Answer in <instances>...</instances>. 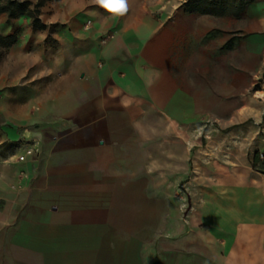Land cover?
<instances>
[{"label": "crops", "instance_id": "0c3cea01", "mask_svg": "<svg viewBox=\"0 0 264 264\" xmlns=\"http://www.w3.org/2000/svg\"><path fill=\"white\" fill-rule=\"evenodd\" d=\"M183 4L2 13L0 264H264V15Z\"/></svg>", "mask_w": 264, "mask_h": 264}, {"label": "trees", "instance_id": "16d2710c", "mask_svg": "<svg viewBox=\"0 0 264 264\" xmlns=\"http://www.w3.org/2000/svg\"><path fill=\"white\" fill-rule=\"evenodd\" d=\"M2 1V0H0ZM256 0H187L183 4L185 13H198L213 17L233 16L237 17L243 13L247 6ZM30 1L7 0L4 4H0V14H5L8 20L16 19L20 16H27L32 19L33 29H41L43 25L39 24L37 18L39 14L36 4L34 9H31ZM17 41V34L10 35L0 34V49L7 50ZM253 168H258V165H264V160L259 159V153L255 152L251 161Z\"/></svg>", "mask_w": 264, "mask_h": 264}, {"label": "rangeland", "instance_id": "374dc122", "mask_svg": "<svg viewBox=\"0 0 264 264\" xmlns=\"http://www.w3.org/2000/svg\"><path fill=\"white\" fill-rule=\"evenodd\" d=\"M6 1L7 0H2V1H0V4H4ZM19 1H30L32 3L30 6L31 9H34L35 5L38 4V5H40L38 7V10H40V8L44 2L51 1V0H19ZM177 1L178 2L184 1V3H185L187 0H177ZM251 5L255 6L254 9H252L251 11L259 13L261 15H264V0H256L255 2H253L252 4H250L249 6L246 7L245 11H247V8L249 9V7ZM183 10H184V8H183ZM1 15L2 14H0V16ZM10 60H12V59L9 58V49H7V50H1L0 49V69L7 70ZM261 77L264 78V73L261 74ZM257 87H259V85H257ZM1 123H3L2 120H0V124ZM5 136H6V134L0 128V159L1 160L4 158V156L8 155L9 153H13V151H14V145H13L14 143L8 142ZM181 189H182V187H181Z\"/></svg>", "mask_w": 264, "mask_h": 264}, {"label": "clouds", "instance_id": "9594fccd", "mask_svg": "<svg viewBox=\"0 0 264 264\" xmlns=\"http://www.w3.org/2000/svg\"><path fill=\"white\" fill-rule=\"evenodd\" d=\"M95 2L113 15H123L128 11V0H95Z\"/></svg>", "mask_w": 264, "mask_h": 264}, {"label": "built area", "instance_id": "2783aa9c", "mask_svg": "<svg viewBox=\"0 0 264 264\" xmlns=\"http://www.w3.org/2000/svg\"><path fill=\"white\" fill-rule=\"evenodd\" d=\"M32 153H33V149L32 148H29V149L25 150L24 155H21V156L18 157V160L19 161H23V160H25V158L27 156L32 155ZM259 159L260 160H264V153L259 154Z\"/></svg>", "mask_w": 264, "mask_h": 264}]
</instances>
